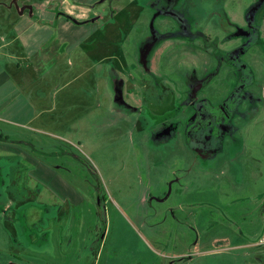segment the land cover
I'll use <instances>...</instances> for the list:
<instances>
[{
  "label": "rangeland",
  "instance_id": "rangeland-1",
  "mask_svg": "<svg viewBox=\"0 0 264 264\" xmlns=\"http://www.w3.org/2000/svg\"><path fill=\"white\" fill-rule=\"evenodd\" d=\"M71 1L107 17L95 25L71 19L69 28L61 22L67 50L82 42L67 58L99 63V73L114 76L108 99L100 83L93 91L97 111L111 104L129 106V114L98 115L92 127L81 121L67 133L70 142L43 137L44 144H34L40 155L54 151L76 161L69 164L74 175L63 176L80 194L78 205L65 185H51L61 194L51 197L40 177L21 175L24 167L1 159L0 262L264 264V0ZM123 27L129 40L122 60L104 59ZM187 48L200 63L208 57L230 67L227 97L247 86L235 97L230 129L204 154L188 141L182 101L189 96L177 98L191 71L189 60L180 68L173 60ZM119 63L130 80L118 76ZM77 105L88 108L87 100ZM73 118L80 117L66 121Z\"/></svg>",
  "mask_w": 264,
  "mask_h": 264
},
{
  "label": "crops",
  "instance_id": "crops-1",
  "mask_svg": "<svg viewBox=\"0 0 264 264\" xmlns=\"http://www.w3.org/2000/svg\"><path fill=\"white\" fill-rule=\"evenodd\" d=\"M127 6L121 12H125ZM118 12H114L113 16L118 18ZM106 17L93 7L75 4L71 0H0V161L3 157L14 159V163L26 169L24 173L21 171V175L29 174L31 179L40 177L42 188L51 197L61 195L51 185H60L59 190L62 184L65 185L68 192L74 195L72 202L77 205L80 204V194L74 186L66 184L63 176L66 170L74 175L77 167L69 164L76 161L53 150L50 156L40 155L34 151V144H44L43 137L70 142L66 139L67 133L81 121L92 127L97 123L98 115L122 120L129 114V106L124 109L106 104L108 106L104 110H96L98 105L94 102L93 91L100 83L102 96L108 99L107 81L114 80V76L108 70L99 73L96 70L99 63H82V59L73 63L67 57L80 51L82 42L74 44L71 50L70 45L67 50L65 38L60 34L61 22L65 21V26L69 28L71 19L81 25L88 22L96 24L97 20ZM117 23L122 25L123 22ZM96 31L105 35L104 29ZM128 35L129 31L124 27L118 28L116 35L111 36L117 49L104 59L122 60V48L129 40ZM91 37L95 38V34ZM113 66L111 70L115 69ZM116 69L123 80L130 78L122 63ZM77 83L79 86H76ZM80 100H87L88 108L80 109L77 105ZM68 116L80 118L66 121ZM114 119L109 125L114 123ZM33 133L42 136L35 140ZM57 201L62 204L61 199ZM8 208L9 204H5L3 211ZM14 258L0 264H18L17 258Z\"/></svg>",
  "mask_w": 264,
  "mask_h": 264
},
{
  "label": "flooded vegetation",
  "instance_id": "flooded-vegetation-1",
  "mask_svg": "<svg viewBox=\"0 0 264 264\" xmlns=\"http://www.w3.org/2000/svg\"><path fill=\"white\" fill-rule=\"evenodd\" d=\"M192 49L187 48L186 51L174 55L173 62L175 66L178 64L180 68L186 60H189L186 63V68L191 71V73L185 74L187 86L183 87L184 90L181 93H177V98L180 95L189 96H186V101L183 97L182 101V105L187 106L185 111L189 112H187L189 118L186 121L188 141L196 146V149H194L196 152L204 154V152H209L216 146L223 131L230 129L228 124L232 119L234 110L237 108L235 97L241 93L246 85L240 84L239 88L227 97V94L231 91L230 86L227 84L228 79L231 77L230 67L228 65L225 67V63H219V65L218 63H210L208 57L204 63H200L201 59H198L197 54L193 55ZM177 59H179L178 62ZM195 63L201 64L202 71H198V67L194 66ZM229 64L235 65L237 63ZM193 67L195 68L193 69ZM241 68L245 69V65H241ZM221 72L223 73L220 76Z\"/></svg>",
  "mask_w": 264,
  "mask_h": 264
},
{
  "label": "trees",
  "instance_id": "trees-1",
  "mask_svg": "<svg viewBox=\"0 0 264 264\" xmlns=\"http://www.w3.org/2000/svg\"><path fill=\"white\" fill-rule=\"evenodd\" d=\"M66 17H68V18L70 19V17H69V16H66Z\"/></svg>",
  "mask_w": 264,
  "mask_h": 264
}]
</instances>
